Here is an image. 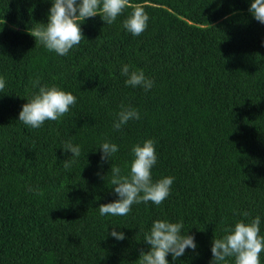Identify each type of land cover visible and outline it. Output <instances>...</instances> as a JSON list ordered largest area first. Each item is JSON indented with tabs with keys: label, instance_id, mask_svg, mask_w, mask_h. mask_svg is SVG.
<instances>
[{
	"label": "trees",
	"instance_id": "obj_1",
	"mask_svg": "<svg viewBox=\"0 0 264 264\" xmlns=\"http://www.w3.org/2000/svg\"><path fill=\"white\" fill-rule=\"evenodd\" d=\"M251 2L130 0L112 25L86 19L85 39L59 56L28 32L48 22L52 0H0V264H138L157 219L182 221V233L195 237V251L169 254V264H210L213 239L240 220L259 216L264 236V24ZM135 7L149 17L140 36L121 26ZM124 64L153 87L126 86ZM37 79L77 103L33 129L18 117ZM122 104L141 118L115 131ZM148 139L152 179L174 177L170 195L159 206L134 204L127 216H100V204L118 199L111 163L127 175L132 146ZM105 140L119 151L102 162ZM66 142L81 149L68 171ZM113 228L126 239L110 236Z\"/></svg>",
	"mask_w": 264,
	"mask_h": 264
},
{
	"label": "clouds",
	"instance_id": "obj_2",
	"mask_svg": "<svg viewBox=\"0 0 264 264\" xmlns=\"http://www.w3.org/2000/svg\"><path fill=\"white\" fill-rule=\"evenodd\" d=\"M131 7L130 0H52L49 9L48 22L37 23L29 34L34 37L49 52L59 56H67L71 49L78 46L85 39L81 24L88 18L100 16L107 25H112L124 10ZM249 12L253 18L264 24V0H252ZM149 17L141 7L133 8L132 12L122 22V28L133 36H140L148 27ZM5 23V22H4ZM130 65L121 67V75L126 77L124 83L133 88L141 87L149 91L154 82L145 76L143 70H130ZM40 85L37 79L33 87ZM6 87L5 78L0 76V92ZM22 106L18 120L33 129L42 127L45 121H58L77 103V98L57 86H39L38 93ZM141 118L139 110L130 105H121V110L115 114L112 127L120 131L129 121ZM70 152L71 159L63 161L66 171L70 170L81 155L79 145L66 142L62 148ZM101 161H111V157L119 151L118 145L105 140L100 144ZM133 160L130 171L122 175L119 166H112V189L118 199L113 202L100 204V216H127L134 204H148L159 206L168 198L174 177H163L153 181L152 168L157 163L155 141L148 139L143 144H135L131 148ZM30 192L43 196L40 189L29 187ZM248 217V212L240 213ZM261 219L259 216L249 223L237 221L234 226H226L222 238H214L211 246L212 260L210 264H227L228 258H233L234 264H261L260 254L264 252V236L260 235ZM183 222H170L157 219L153 221L149 232L144 234L143 241L150 246L147 252L141 251L138 264H169L166 257L171 254L173 260L185 254L186 249L195 251L197 248L195 237L183 234ZM117 241L126 239L123 232L113 228L109 233Z\"/></svg>",
	"mask_w": 264,
	"mask_h": 264
}]
</instances>
